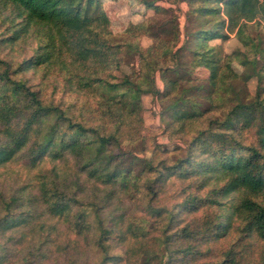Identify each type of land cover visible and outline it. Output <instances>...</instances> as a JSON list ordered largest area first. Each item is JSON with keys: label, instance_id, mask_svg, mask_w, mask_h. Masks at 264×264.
<instances>
[{"label": "trees", "instance_id": "16d2710c", "mask_svg": "<svg viewBox=\"0 0 264 264\" xmlns=\"http://www.w3.org/2000/svg\"><path fill=\"white\" fill-rule=\"evenodd\" d=\"M182 2L190 26L178 46L174 18L154 31L130 25L114 40L100 0H0V170L80 162L0 184V264H264V0ZM231 35L239 47L229 54L212 43ZM135 59L132 79L123 68ZM36 69L60 78L62 94L91 93L93 111L44 98L26 78ZM198 69L208 77L195 78ZM145 95L178 141L171 150L153 143L148 158L118 151L135 141L146 150ZM127 199L148 224L129 229L135 243L120 253L122 223L133 218ZM255 242L258 261H246Z\"/></svg>", "mask_w": 264, "mask_h": 264}, {"label": "rangeland", "instance_id": "374dc122", "mask_svg": "<svg viewBox=\"0 0 264 264\" xmlns=\"http://www.w3.org/2000/svg\"><path fill=\"white\" fill-rule=\"evenodd\" d=\"M101 9L105 13L109 23V31L113 35L114 40H120L125 38L124 33L130 25H137L140 23H151L153 31L155 30V26L158 24H164L166 21L174 18L179 25V43L178 46L182 44L184 40V35L186 32V28L190 26L189 19L187 17L188 6L186 3L182 2V0H159L155 3V5L159 8L167 9L169 13L158 14L155 13L154 9H147L142 5L138 0H100ZM138 43L141 47L146 48L151 45L152 40L147 35H140L138 37ZM212 43H220L223 48L225 54L231 53L233 50L239 47V42L234 35H231L228 40L225 42L215 41ZM216 45V44H214ZM234 68L236 72L241 73L242 68L234 64ZM138 69V61L137 59L133 60L129 66H125L123 68L124 73H129L132 76V79L137 75ZM135 72V74H134ZM194 77L197 79H205L208 77V72L204 69H198L194 72ZM26 78L29 79L30 83L35 87L42 88L44 93V98L50 99L55 98L59 100V98H63L67 103L73 104L76 102L77 108L86 103L88 109L93 111V107L95 106V100L93 95L90 93L88 95H76L72 92H68L66 94H62L60 90H54L53 85L56 83L60 86L62 85L61 79L56 78L54 75H46L43 69H36L34 72H29L26 74ZM156 86L158 89H162L163 85L160 81L158 75L155 77ZM140 86L144 89L149 88V82L147 79L140 81ZM254 84L250 83V90L253 91ZM143 106L142 118L144 121V127L146 129V133L144 134L148 137L146 150H142V146L135 141L134 143L128 142L121 145L118 151L127 152L129 151L135 157H149V148L152 147L153 143H156L162 147V149H173V147L178 142L177 139H169L167 134L164 131L165 122L163 119L161 120V106L157 99L153 98L151 95H145L141 99ZM74 105V104H73ZM79 105V106H78ZM91 110L86 109V117H89V112ZM73 116H77L78 113L75 112V109L71 111ZM164 121L168 120L166 117H163ZM97 124L98 122H94ZM149 147V148H148ZM79 160L72 156H66L62 160L51 161L49 159H44L40 162L39 167L36 169H30L28 163L25 160L20 161L18 163H14L9 167H5L0 170V184L11 183L15 178H18L19 183H35L36 182V174L39 168L49 169L54 168L59 173L73 172L77 170V166L79 165ZM38 169V170H37ZM125 200L126 197L124 196ZM129 206V210L127 214H130L133 218L131 221L122 223V231L126 233V238L122 245H119L120 253L129 249L135 243L134 239L131 237L132 235L129 232V229H137L138 232L146 229L148 224V217L145 216L146 223H143V226L140 224L139 217L144 216L143 213L136 211V205L133 201L126 200ZM135 215H138L135 217ZM141 232V233H142ZM140 233V234H141ZM131 237V238H130ZM133 239V240H131ZM224 244V243H223ZM228 244V243H227ZM261 243L255 242V246L253 251L247 255L246 261L249 262H257L258 254L261 252ZM115 250L111 251L114 253ZM124 258L121 259V264H124Z\"/></svg>", "mask_w": 264, "mask_h": 264}]
</instances>
